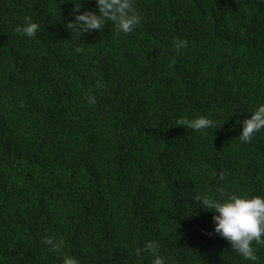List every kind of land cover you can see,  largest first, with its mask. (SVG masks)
Here are the masks:
<instances>
[{
  "label": "trees",
  "instance_id": "obj_1",
  "mask_svg": "<svg viewBox=\"0 0 264 264\" xmlns=\"http://www.w3.org/2000/svg\"><path fill=\"white\" fill-rule=\"evenodd\" d=\"M134 3L132 33L80 35L71 0H0V264H60L48 236L80 264H151L149 239L165 264H264V245L250 262L207 235L194 201L264 192V129L239 136L264 103V0Z\"/></svg>",
  "mask_w": 264,
  "mask_h": 264
},
{
  "label": "clouds",
  "instance_id": "obj_2",
  "mask_svg": "<svg viewBox=\"0 0 264 264\" xmlns=\"http://www.w3.org/2000/svg\"><path fill=\"white\" fill-rule=\"evenodd\" d=\"M73 16L67 22L68 29L73 33H91L103 29L106 23H111L115 34L132 33L142 21V15L137 11L134 0H95L98 10L85 9L82 0H71ZM39 23L31 17H25L23 24L15 27L17 33L26 37H35L38 33ZM76 52H82L79 46ZM90 102H95V97L89 95ZM251 115L242 122V133L239 135L243 142H250L253 135L264 129V103H259ZM178 125H187L193 130L210 128L214 121L208 115H199L192 119L180 117ZM224 174L221 173V179ZM218 193V195H217ZM194 201L205 210L213 212L214 228L207 235H219L229 241L231 248L244 260L258 261L257 250L253 246L264 245V192L248 193L229 191L226 185H219L215 192L203 191L195 195ZM43 243L61 257L60 264H80L79 259L63 252V241L54 237H45ZM158 241L149 239L144 241L141 248L136 249L137 254L149 253L152 257L151 264H165V257L160 254Z\"/></svg>",
  "mask_w": 264,
  "mask_h": 264
}]
</instances>
